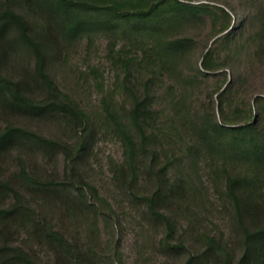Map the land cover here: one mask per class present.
Returning a JSON list of instances; mask_svg holds the SVG:
<instances>
[{
    "label": "trees",
    "instance_id": "1",
    "mask_svg": "<svg viewBox=\"0 0 264 264\" xmlns=\"http://www.w3.org/2000/svg\"><path fill=\"white\" fill-rule=\"evenodd\" d=\"M191 1L48 0L60 15L65 41L97 32L108 38L106 58L115 79L96 104L61 89L46 70L44 43L29 34L28 22L9 5L0 12V36L18 27L49 95L37 101L26 83L0 72V115L53 116L76 133L74 140H60L25 126H0V264L100 263L97 220L113 219L115 210L93 180L91 164L84 163L98 136L120 142V158L107 161L111 182L143 218L164 225V249L184 248L172 241L177 226L194 225L200 205L230 202L244 245L237 264H264V92L248 87L245 68L246 62L255 65L249 43L264 42V0L227 3L234 25L223 7ZM202 13L220 23L214 36L224 34L206 46L197 73L187 76L180 62L190 38L177 32L202 21ZM88 68V83L102 86L97 68ZM211 77L215 88L205 111H197L199 83ZM33 150L44 157L62 153L63 176L38 174L24 155ZM13 151L17 171L6 173ZM209 188L219 202L209 201ZM58 210L78 229L70 234L58 227ZM202 237L204 253L191 254L186 264H229L226 233L206 231Z\"/></svg>",
    "mask_w": 264,
    "mask_h": 264
},
{
    "label": "rangeland",
    "instance_id": "2",
    "mask_svg": "<svg viewBox=\"0 0 264 264\" xmlns=\"http://www.w3.org/2000/svg\"><path fill=\"white\" fill-rule=\"evenodd\" d=\"M8 1L7 3V0H0V12L9 5L13 11L19 13L28 22L29 34L38 42L44 43L46 70L55 83L64 91L80 93L96 104L102 89L107 90L115 79V71L106 58L107 36L97 32L90 37L79 35L65 41V35L60 30V15L48 0ZM234 1L192 0L191 2L195 4L206 2L223 7L231 14L234 25L236 22L235 12L227 4L229 2L233 4ZM201 19L202 21L193 22L186 30L177 32L178 35L184 34L190 38L186 42L189 44L180 62L183 74L187 76L197 73V65L201 66L203 56L208 50L206 46L208 45L210 48L216 38L224 34L214 36L220 23L218 21L216 24L214 23L213 14L202 13ZM123 42L120 40L119 46ZM249 45L255 65L252 68L251 64L245 63L249 78L248 87L252 86L251 89H254L256 93H261L264 92V42L253 40ZM89 65L97 68L96 77L102 86H97L91 80L88 83L86 76L89 73ZM35 67L36 57L33 50L26 44L18 27L11 25L7 32L0 36V72L10 79L26 83L28 94L37 101H44L49 95L38 79ZM228 73L230 77L231 72L228 71ZM89 75L90 78L93 77L91 73ZM215 85L216 80L212 77L199 83L196 91L199 98L193 105L197 111H205L208 97L212 94ZM261 95L264 96V93ZM8 124L25 126L38 134L60 140H74L76 137L73 130L53 116L0 115V126L4 127ZM92 146L93 150L89 151L88 159H85L84 163L91 164L93 180L98 184L101 193L112 202L115 210L113 219L105 221L100 216L97 220L99 244L96 252L100 256L99 264H186L191 254L198 258L204 253L206 241L202 236L206 231L226 233L228 249L231 254L229 264H237L244 252V245L233 204L226 202L217 206L207 202L206 206L200 205L198 209L195 207L201 213L200 215L196 213V217L193 218L195 224L188 225L185 222H182V225L178 224L177 233L172 240L174 243H182L184 248L180 250L164 249L161 246L162 238L166 232L164 225L156 223L149 216L144 215L143 218L140 208H131L127 197L121 191L116 190L111 182L107 161L109 156L120 158L122 155L120 142L98 136L93 140ZM31 147L37 149L36 146ZM16 154L17 152L13 151L7 157L6 167L8 169L6 173L17 171ZM24 155H26L30 167H33L38 174L54 173L59 178L63 176L65 161L62 153L52 152L44 157L39 150H33ZM100 164L102 168H100ZM203 176L206 180V175ZM207 195L209 201H217V196L212 188H209ZM57 206L63 205L57 203ZM121 206L126 208L121 210ZM168 210L172 211V209ZM57 212L59 215L54 216L55 222L64 232L67 230L71 234L78 229L75 228L76 225L65 220V215L60 210ZM34 248L39 249L36 246ZM39 250L43 260H48L44 249ZM50 256L55 259L54 254H50ZM59 264L70 263L61 259Z\"/></svg>",
    "mask_w": 264,
    "mask_h": 264
}]
</instances>
